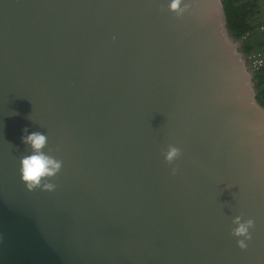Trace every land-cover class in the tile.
Segmentation results:
<instances>
[{
    "label": "water",
    "instance_id": "water-1",
    "mask_svg": "<svg viewBox=\"0 0 264 264\" xmlns=\"http://www.w3.org/2000/svg\"><path fill=\"white\" fill-rule=\"evenodd\" d=\"M169 3L0 0V264H264L248 58L221 0ZM24 128L62 161L51 192L20 180Z\"/></svg>",
    "mask_w": 264,
    "mask_h": 264
},
{
    "label": "clouds",
    "instance_id": "clouds-1",
    "mask_svg": "<svg viewBox=\"0 0 264 264\" xmlns=\"http://www.w3.org/2000/svg\"><path fill=\"white\" fill-rule=\"evenodd\" d=\"M182 0H170L168 10L180 16L187 10V5L183 7ZM27 128L22 129L21 142L28 145L30 154L23 156L19 161V177L26 190L31 192L37 188L42 191H53L55 185L49 182L55 177L62 167V161L46 154L45 149L48 138L41 132H32L27 134ZM164 160L168 164L177 159L180 155V149L169 145L164 152ZM172 174L175 175L176 169L172 168ZM235 227L232 229L231 235L236 239V245L241 250L247 248L246 241L251 240L250 229L254 227V221L247 219L242 221V217L237 215L232 220Z\"/></svg>",
    "mask_w": 264,
    "mask_h": 264
},
{
    "label": "trees",
    "instance_id": "trees-1",
    "mask_svg": "<svg viewBox=\"0 0 264 264\" xmlns=\"http://www.w3.org/2000/svg\"><path fill=\"white\" fill-rule=\"evenodd\" d=\"M223 16L234 39L247 58L264 50V0H221ZM253 72L256 99L264 107V62Z\"/></svg>",
    "mask_w": 264,
    "mask_h": 264
},
{
    "label": "built area",
    "instance_id": "built-area-1",
    "mask_svg": "<svg viewBox=\"0 0 264 264\" xmlns=\"http://www.w3.org/2000/svg\"><path fill=\"white\" fill-rule=\"evenodd\" d=\"M248 61L251 69L259 68L264 62V50L251 54Z\"/></svg>",
    "mask_w": 264,
    "mask_h": 264
}]
</instances>
